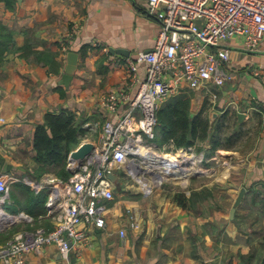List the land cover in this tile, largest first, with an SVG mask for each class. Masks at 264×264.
I'll return each instance as SVG.
<instances>
[{
  "label": "crops",
  "instance_id": "1",
  "mask_svg": "<svg viewBox=\"0 0 264 264\" xmlns=\"http://www.w3.org/2000/svg\"><path fill=\"white\" fill-rule=\"evenodd\" d=\"M161 26L160 18L149 13L148 0H0V174H12L17 181L37 178L35 130L48 111L71 109L101 130L108 115L105 95L118 88L136 93L139 81H134L129 61L154 47ZM239 41L226 42L232 49L226 68L234 78L213 87L215 97L204 88L190 91L186 84L181 94L189 92L197 109L209 99L215 113L212 131L226 111L237 114L238 127L254 134L255 144L239 149L224 143L213 149L205 142L198 151L204 160L194 147L190 153L198 156L196 166L203 172L193 174L190 166L179 172L184 177L155 174L158 181L165 176L188 180L186 187L172 181L178 188L164 185L140 192L120 175L115 198L107 202L105 227L81 226L87 240L75 246V264H264V41L257 50ZM70 51L78 52L79 63L65 84ZM145 76L146 63L140 62L138 77ZM243 186L247 191L231 218ZM180 191L192 197L188 207L177 201ZM205 191L221 199L216 207L213 202L207 210L194 204ZM41 192L47 195V190ZM2 206L6 212L29 214L24 207L14 212L6 203ZM45 207L38 217L29 214L36 220L22 215L0 224V232L16 222L53 228L55 217ZM26 264L64 262L51 244L28 254Z\"/></svg>",
  "mask_w": 264,
  "mask_h": 264
},
{
  "label": "built area",
  "instance_id": "2",
  "mask_svg": "<svg viewBox=\"0 0 264 264\" xmlns=\"http://www.w3.org/2000/svg\"><path fill=\"white\" fill-rule=\"evenodd\" d=\"M148 2L149 13L156 14L162 26L154 47L140 50L137 59L129 61L134 81H139L136 93L131 95L118 88L105 95L108 115L102 129L98 131L96 124L85 123L91 128L80 143L92 141L94 148L81 163L70 153L67 166L72 174L68 179L55 171L45 173L40 179L24 178L36 192L47 190L46 206L56 222L47 230L40 227L18 231L13 239L0 245V264H26L28 254L51 244L57 246L64 264H75V246L77 249L87 240L81 226L106 225L107 202L115 198L116 180L111 174L116 173L119 178L122 173H128L138 178L137 165L156 163L154 157L165 153L163 150L177 149L172 143L159 146L154 141L160 107L171 97L180 95L185 84L190 91L204 88L215 97L213 87L234 78V73L226 68L232 59V49L226 42L239 38L242 47L257 50L264 41V0ZM140 62L146 63L143 79L138 77ZM193 147L178 149L185 154L184 149L192 153ZM192 158L196 163L195 153ZM176 162L181 169H190L183 161ZM146 173L152 172L146 170ZM143 179L138 182H144V186L147 179ZM17 180L12 174H0V224L22 215L33 219L25 212L10 213L3 209L11 185ZM131 225L137 224L131 220ZM121 232L125 234V230Z\"/></svg>",
  "mask_w": 264,
  "mask_h": 264
},
{
  "label": "trees",
  "instance_id": "3",
  "mask_svg": "<svg viewBox=\"0 0 264 264\" xmlns=\"http://www.w3.org/2000/svg\"><path fill=\"white\" fill-rule=\"evenodd\" d=\"M194 106V98L189 92L168 99L157 111L154 141L159 146L172 143L175 148L196 145V149L200 150L199 141L210 140L215 148L224 143L230 145L232 142L228 141L239 137L241 128L238 127L240 123L237 114L232 117L229 111H226L212 131V121L206 106L203 105L198 109ZM228 121L232 122L234 128L232 132L229 130V134L224 130ZM85 132L84 122L79 119L75 111L62 109L59 112H46L43 121L37 124L35 130V159L39 163L35 170L36 179H40L50 171H55L61 178L68 179L72 174L67 166L69 155L81 143V136ZM10 197L11 202L6 204L7 209L11 211L17 212L18 206L24 207L35 217L46 212L47 195L36 192L23 180L12 183ZM176 199L184 207H188L191 200L184 191L177 192ZM14 229L1 233L0 242L5 240Z\"/></svg>",
  "mask_w": 264,
  "mask_h": 264
},
{
  "label": "rangeland",
  "instance_id": "4",
  "mask_svg": "<svg viewBox=\"0 0 264 264\" xmlns=\"http://www.w3.org/2000/svg\"><path fill=\"white\" fill-rule=\"evenodd\" d=\"M195 97L196 98H198V96L197 95H195ZM204 100V99H203ZM202 100V102H201V106H199V107H202L203 105H205L206 106V108H207V112L209 113V115H210V117H211V119H212V121H213V119H215V113L213 112V109L211 110V108H210V106H209V99H205L204 101ZM194 108L195 109H197V106L195 105L194 106ZM222 116V115H221ZM84 126H86L85 125V123H84ZM91 128V126H89V127H86V132H89V129ZM234 128H233V124H232V122L231 121H228L227 123H226V127H225V132H227L228 134H229V130L232 132V130H233ZM243 130L244 129H241L240 130V135H239V137H237V138H233L232 140H230V141H228V142H232L231 144H230V146H234V147H237V148H246V146L247 147H249V146H251V145H253L252 143L254 142V144H255V142H256V136L254 135V134H248V132L245 134L244 132H243ZM98 131H100V128H99V130ZM85 132V133H86ZM96 133V132H95ZM226 134V133H225ZM85 135V134H84ZM94 137H96V134H94L93 135ZM92 136V137H93ZM210 143L211 145L213 144L214 145V143H212L210 140H204V141H199L198 143H199V146H200V144H202V145H204V143ZM225 142H227L226 140H225ZM245 143H246V146H245ZM80 145V144H79ZM78 145V146H79ZM212 145V146H213ZM77 146V147H78ZM76 147V148H77ZM75 148V149H76ZM194 149H195V151H196V153L198 154V156H200V157H202V159L204 160V156H203V152H201V153H199L198 151H200V150H198V149H196V145H194ZM203 149H204V146H203ZM202 149V150H203ZM213 149H214V146H213ZM185 150V154L184 153H182V152H180V149H176V150H173L171 147H168L167 148V150H163V151H165V152H169V153H173V154H179L178 155V157H177V159H179V161H180V163L183 161V165H187V167L188 168H190V166H191V172H193L194 170H196V171H194L193 172V174H196L198 171H200V172H203V169L201 168H199L198 169V167L196 166V163H194V160H193V158H192V156H191V154L190 153H187V148L186 149H184ZM158 153H160V152H158ZM197 156V157H198ZM142 167H144V164L143 165H141ZM142 169V168H141ZM152 172H154V171H152ZM137 174V173H136ZM192 174V173H191ZM123 177H124V181L125 182H128L129 184H132L133 185V187H134V189L135 190H140V192H142L143 190H146V188L143 186V183L144 182H142V183H140V182H138V180H140L139 178H136V176L135 175H128V173H122L121 174ZM137 175H142V177L143 178H146L147 179V182H146V184L145 185H149L148 186V190L150 189H154V188H156V187H164V185H165V187L166 186H170V187H174V186H176V188H178V185H183L184 187H186V184H188V180H187V183H183V181L181 182V179H177V178H174V177H172V176H167V177H164V179H162V180H160V181H158L157 180V177L155 176V173H151V174H149V173H146V171L145 172H140V173H138ZM34 179H36V178H34ZM172 181H175V182H178L179 184L178 185H175V184H173L172 183ZM124 182V183H125ZM169 182V183H168ZM124 183H122V185H124ZM182 183V184H181ZM193 183V182H192ZM196 183V182H195ZM191 184V183H190ZM187 187H188V185H187ZM182 188V187H181ZM188 189V188H187ZM156 190V189H155ZM186 193V192H185ZM188 196V195H187ZM201 197L200 198H194V204L196 205V206H198V207H203V209H205V210H207V209H209V204H210V202H213L214 203V206L216 207L217 206V204L221 201V199L220 198H211L210 197V194H209V192L208 191H205V192H203L202 193V195H200ZM189 197V196H188ZM190 199L191 200H189V202L191 201V202H193V199H192V197H190ZM33 219L34 220H36L34 217H33ZM30 222V221H29ZM18 223H22V222H16L15 224H13L10 228H7V229H5V230H3V231H1L0 232V234L1 233H3V232H9L10 230H12L13 228H15L14 229V231L12 232V233H10V235L5 239V240H3L2 241V244H4V243H6L7 241H9V240H11V239H13L14 237H15V235H16V233L18 232V231H22V230H25V229H27V230H30V229H36V228H40V227H43V228H45L46 230L48 229L47 227V225L46 224H43V225H34V226H25L23 223V225H21V224H19L18 225ZM2 239V237H0V240Z\"/></svg>",
  "mask_w": 264,
  "mask_h": 264
},
{
  "label": "water",
  "instance_id": "5",
  "mask_svg": "<svg viewBox=\"0 0 264 264\" xmlns=\"http://www.w3.org/2000/svg\"><path fill=\"white\" fill-rule=\"evenodd\" d=\"M112 50L117 51V52L127 53L123 48H112ZM78 63H79L78 52L70 51L68 54V62H67V66L65 69V74L63 76V83L69 84V82L73 78V75L78 67ZM238 115L241 118L244 114L240 112ZM94 145L95 144L92 141L83 142L80 146H78V148L72 150L71 157L75 159L77 162L81 163V161L93 150ZM111 177L114 180H117L116 173L111 174ZM246 191H247V188L245 186L241 187L239 194L236 197L233 207L231 209V218H234L237 207L241 204Z\"/></svg>",
  "mask_w": 264,
  "mask_h": 264
},
{
  "label": "bare ground",
  "instance_id": "6",
  "mask_svg": "<svg viewBox=\"0 0 264 264\" xmlns=\"http://www.w3.org/2000/svg\"><path fill=\"white\" fill-rule=\"evenodd\" d=\"M145 150L146 149H144V151ZM178 155L179 154L171 155L169 152H165L159 156L154 157L153 161L155 162L157 161V162L147 163L145 169L149 171L153 170L154 171L153 173L155 174L165 173V174H170L172 176L184 177L183 173H179L181 171V168L179 167V164L176 162V160H178L177 159ZM136 168L138 169L137 173H140L143 170L141 169L142 167L139 165H137Z\"/></svg>",
  "mask_w": 264,
  "mask_h": 264
}]
</instances>
